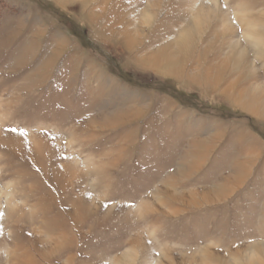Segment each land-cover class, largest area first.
Segmentation results:
<instances>
[{"label": "rangeland", "instance_id": "rangeland-1", "mask_svg": "<svg viewBox=\"0 0 264 264\" xmlns=\"http://www.w3.org/2000/svg\"><path fill=\"white\" fill-rule=\"evenodd\" d=\"M0 212V264H264V0H0Z\"/></svg>", "mask_w": 264, "mask_h": 264}, {"label": "crops", "instance_id": "crops-1", "mask_svg": "<svg viewBox=\"0 0 264 264\" xmlns=\"http://www.w3.org/2000/svg\"><path fill=\"white\" fill-rule=\"evenodd\" d=\"M251 162V161H250ZM238 165V164H237ZM248 167H249V161L247 162V163H243V165L241 164V166H237V168H239L238 169V171H236V178H235V180H234V182L236 183V182H240L243 178H244V176H245V173H246V171H247V169H248ZM234 168V167H233ZM216 189V188H215ZM218 189H216V190H214L213 192H212V195H215V196H217L216 195V191H217ZM231 191V189H229L228 191H227V193H225L223 196H226V195H230V192ZM222 196V197H223ZM218 197V196H217Z\"/></svg>", "mask_w": 264, "mask_h": 264}, {"label": "bare ground", "instance_id": "bare-ground-1", "mask_svg": "<svg viewBox=\"0 0 264 264\" xmlns=\"http://www.w3.org/2000/svg\"><path fill=\"white\" fill-rule=\"evenodd\" d=\"M193 25V24H192ZM200 26V25H199ZM193 27V26H192ZM197 27V22L194 21V28ZM201 27V26H200ZM197 29V28H196ZM200 29V28H199ZM184 32L188 33V30H185ZM187 35V34H185ZM229 190L228 186H224L222 188H220L219 190L216 191V195L218 197H222L225 193H227V191ZM213 192V191H212ZM206 193H209V192H206ZM253 264V263H251Z\"/></svg>", "mask_w": 264, "mask_h": 264}, {"label": "snow or ice", "instance_id": "snow-or-ice-1", "mask_svg": "<svg viewBox=\"0 0 264 264\" xmlns=\"http://www.w3.org/2000/svg\"><path fill=\"white\" fill-rule=\"evenodd\" d=\"M10 130H11L12 132H16V131H17V129H15V128H12V129H10ZM20 134H21V135H24L25 133L21 132ZM3 219H4V213H3V212H0V223H2ZM2 235H3V229L0 228V236H2Z\"/></svg>", "mask_w": 264, "mask_h": 264}]
</instances>
